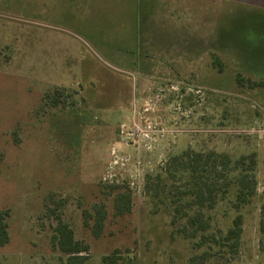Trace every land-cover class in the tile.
<instances>
[{
	"label": "rangeland",
	"instance_id": "1",
	"mask_svg": "<svg viewBox=\"0 0 264 264\" xmlns=\"http://www.w3.org/2000/svg\"><path fill=\"white\" fill-rule=\"evenodd\" d=\"M238 73L264 80V0H0V264H64L59 218L90 245L84 264L116 248L122 264H264V86H240ZM187 150L256 154L236 251L200 258L207 245L171 238L169 217L152 213L146 185ZM114 186L131 192V213L114 214ZM230 199L215 227L237 213ZM100 202L95 237L83 210Z\"/></svg>",
	"mask_w": 264,
	"mask_h": 264
},
{
	"label": "trees",
	"instance_id": "2",
	"mask_svg": "<svg viewBox=\"0 0 264 264\" xmlns=\"http://www.w3.org/2000/svg\"><path fill=\"white\" fill-rule=\"evenodd\" d=\"M213 64L222 71L223 64L214 57ZM240 86L250 88L263 87L264 80L244 78L240 73L236 76ZM211 159L213 161L209 162ZM205 159L203 154L191 150L171 157L159 171L154 181L149 182L147 193L153 203L152 213L160 211L169 217L171 238L194 241L196 248L207 245L211 250L203 251L200 258L209 253H230L238 250L239 242L244 232V214L240 208L252 202L257 194L256 166L257 157L254 152L241 155L233 160L227 154L213 155ZM154 184V185H153ZM152 185V186H151ZM112 206L116 216H122L132 211V194L129 190L119 191L112 187ZM230 194L227 203L230 209L237 212L229 221L227 227H215L213 210ZM229 199V198H228ZM92 212L83 210L85 223L89 225L87 215L94 219L91 226L95 237L103 234L108 210L105 202L95 203ZM7 211H0V247L10 240ZM260 251L264 256V212L260 223ZM52 246L65 256L64 264H84L89 257L90 245L84 240L77 239L74 230L59 218L51 237ZM124 251L116 248L103 256L104 264H122ZM201 263V262H200ZM192 257L188 264H200Z\"/></svg>",
	"mask_w": 264,
	"mask_h": 264
},
{
	"label": "built area",
	"instance_id": "3",
	"mask_svg": "<svg viewBox=\"0 0 264 264\" xmlns=\"http://www.w3.org/2000/svg\"><path fill=\"white\" fill-rule=\"evenodd\" d=\"M148 127H149V128H152V129H150L149 131H150L151 133H154L157 137H163V136H164V132H163L162 129H158V128H156V127H154V126H151V125H149ZM153 127H154V128H153Z\"/></svg>",
	"mask_w": 264,
	"mask_h": 264
}]
</instances>
